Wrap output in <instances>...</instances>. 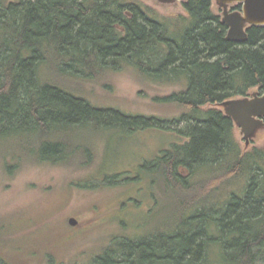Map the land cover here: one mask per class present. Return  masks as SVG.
<instances>
[{
  "label": "trees",
  "instance_id": "1",
  "mask_svg": "<svg viewBox=\"0 0 264 264\" xmlns=\"http://www.w3.org/2000/svg\"><path fill=\"white\" fill-rule=\"evenodd\" d=\"M183 7L162 15L139 0H0L4 175L76 157L89 167L94 150L74 146L67 129L173 130L172 119L92 106L82 84L121 71L144 86L180 87L154 100L181 110L174 122L182 141L138 178L188 194L184 212L167 229L114 237L79 264H264V146L244 151L232 119L205 108L264 90V27H249L247 41L235 43L213 0ZM0 264L10 263L0 256Z\"/></svg>",
  "mask_w": 264,
  "mask_h": 264
},
{
  "label": "rangeland",
  "instance_id": "2",
  "mask_svg": "<svg viewBox=\"0 0 264 264\" xmlns=\"http://www.w3.org/2000/svg\"><path fill=\"white\" fill-rule=\"evenodd\" d=\"M162 15L185 13L183 3L139 0ZM239 3L229 5L230 11ZM213 11L223 9L213 0ZM180 87L144 86L131 73L108 72L103 79L82 84L81 95L92 106L116 108L131 115L156 116L173 120V130L146 129L132 134L122 130L87 126L67 129L65 137L74 146L94 150V161L80 166L76 157L57 166L25 164L15 176L4 175L0 164V256L10 264H79L99 253L114 237H142L157 229H167L184 211L188 194L159 180L139 177L141 168L181 142L175 129L181 110L156 102ZM259 88L249 92L263 93ZM224 110L220 105L206 106ZM235 134L244 151L264 146V127L246 143L241 129ZM83 159L85 157L83 156ZM87 162V161H86ZM148 169V177H150ZM151 172V171H150ZM185 176L187 172L182 170ZM119 175L116 179L112 178ZM152 187V188H151ZM157 196V204L151 199ZM79 221L70 226L69 218ZM52 226L46 233V229ZM51 255V259L42 253Z\"/></svg>",
  "mask_w": 264,
  "mask_h": 264
},
{
  "label": "water",
  "instance_id": "3",
  "mask_svg": "<svg viewBox=\"0 0 264 264\" xmlns=\"http://www.w3.org/2000/svg\"><path fill=\"white\" fill-rule=\"evenodd\" d=\"M162 3H173L176 0H159ZM223 9L222 22L227 25V39L235 43H244L248 39L249 27H264V0H217ZM239 3L241 10L230 11L229 5ZM224 108V114L231 118L247 144L258 129L264 127V92L255 93L252 97L231 99L218 104ZM70 226H77L79 221L71 217Z\"/></svg>",
  "mask_w": 264,
  "mask_h": 264
}]
</instances>
